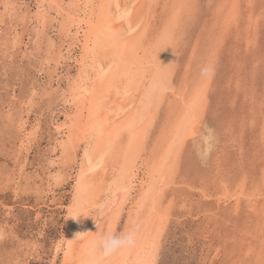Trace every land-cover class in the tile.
<instances>
[{"label":"bare ground","instance_id":"bare-ground-1","mask_svg":"<svg viewBox=\"0 0 264 264\" xmlns=\"http://www.w3.org/2000/svg\"><path fill=\"white\" fill-rule=\"evenodd\" d=\"M3 1L4 10L15 20L24 14L18 21L38 24L34 46H41V38L49 43L45 62H41L48 71L43 88L49 102L60 105L63 113L61 120L53 115L56 140L52 151L56 155L47 159V166L58 173L49 178L58 183L69 163L79 167L66 207L64 238L57 244L52 264L60 254V264H155L161 234H155V241L150 239V221L159 212L161 193L171 184L184 126L195 121L192 111L208 81L202 79L190 87V66L179 83L176 81L180 59L186 53L185 33L193 31L189 22L198 12L199 0H36L33 10L27 0ZM254 1L218 0L210 5L213 15L202 29L208 35H193L194 41L210 46L213 36L222 33L217 46L224 48L226 35L242 20L254 25L259 19ZM244 12H248L247 18ZM14 39L16 47L21 38ZM163 109L167 112L164 119ZM189 110L193 114L186 123ZM39 127L29 134L35 135ZM22 128L21 133L27 130L24 124ZM26 141L22 139L20 146ZM252 197L255 203L256 195ZM124 217L125 229L118 240Z\"/></svg>","mask_w":264,"mask_h":264},{"label":"rangeland","instance_id":"rangeland-1","mask_svg":"<svg viewBox=\"0 0 264 264\" xmlns=\"http://www.w3.org/2000/svg\"><path fill=\"white\" fill-rule=\"evenodd\" d=\"M211 1L197 2L198 12L189 22L193 31L185 33L186 53L180 59L176 81L179 83L189 66L190 87L208 81L192 111L195 124L184 126L186 133L181 140L185 142L180 146L184 148L179 150L170 186L161 193V213L150 221V239L161 234L155 264H264V0L254 1L253 10L259 14L254 25L240 19L241 25L235 27L237 30L233 28L232 35H226V46L220 49L217 45L221 32L213 36L210 46L194 38L208 35L202 31L203 25L213 15L210 5L218 3ZM0 2V264H52L57 244L64 238L66 207L72 199L79 167L69 163L68 173L65 171L58 183L49 178L58 173V169L47 166V159L56 155L52 151L56 140L53 115L63 119L62 107L49 102L43 88L48 71L41 62H45L49 43L41 38L40 48L34 46L38 24L18 21L24 14L15 20L4 10V1ZM35 2L27 0L31 10ZM17 35L21 42L14 47ZM31 49L37 57L29 54ZM162 112L164 119L166 109ZM188 112L186 123L193 114ZM23 124L27 130L21 133ZM36 125L40 126L36 134L30 135ZM22 139L27 140L25 146H20ZM249 192L256 195L255 203ZM125 220L120 224L118 240ZM61 259L62 254L55 264Z\"/></svg>","mask_w":264,"mask_h":264}]
</instances>
